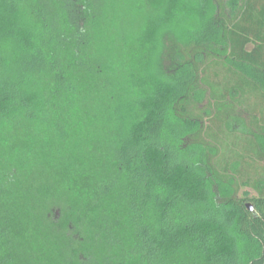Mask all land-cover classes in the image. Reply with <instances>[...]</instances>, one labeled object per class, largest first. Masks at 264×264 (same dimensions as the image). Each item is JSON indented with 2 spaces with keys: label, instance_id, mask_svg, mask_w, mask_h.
<instances>
[{
  "label": "trees",
  "instance_id": "trees-1",
  "mask_svg": "<svg viewBox=\"0 0 264 264\" xmlns=\"http://www.w3.org/2000/svg\"><path fill=\"white\" fill-rule=\"evenodd\" d=\"M209 91L264 162V0H0V264H264V186L214 187Z\"/></svg>",
  "mask_w": 264,
  "mask_h": 264
},
{
  "label": "rangeland",
  "instance_id": "rangeland-1",
  "mask_svg": "<svg viewBox=\"0 0 264 264\" xmlns=\"http://www.w3.org/2000/svg\"><path fill=\"white\" fill-rule=\"evenodd\" d=\"M217 2L220 11L234 15L240 10L242 0H217ZM169 44L170 41L165 37L164 46L159 57L160 63L162 65L166 64V66L169 64L167 55ZM212 69L218 75L220 73L224 77L227 75V70L224 68ZM237 99L229 97L226 99V102H229L227 105L231 106L232 111L230 113H232V116L226 113L228 109L220 112V106L219 104L217 106V102L210 91L206 94L204 101L199 104V108L203 110L207 108L210 117H215L213 121L208 117L205 119V125L208 124L211 127V135H213L212 140L207 138L209 148L206 151L214 154L216 158V176L218 180H221L218 185L214 186L218 193L222 191V188L236 189L239 187L238 194L240 195H257V188L264 186V162L259 158L258 134L255 136V133H247L245 129L250 127L258 133L262 132L263 127L260 126L258 131L256 127L252 126L250 111ZM260 103V101H257L255 106L261 108ZM227 125L230 127L227 128ZM196 138V134L187 136L184 138L182 146L197 145ZM215 181L217 182V180Z\"/></svg>",
  "mask_w": 264,
  "mask_h": 264
},
{
  "label": "water",
  "instance_id": "water-1",
  "mask_svg": "<svg viewBox=\"0 0 264 264\" xmlns=\"http://www.w3.org/2000/svg\"><path fill=\"white\" fill-rule=\"evenodd\" d=\"M247 205H248L249 209L253 210V206L251 203H248Z\"/></svg>",
  "mask_w": 264,
  "mask_h": 264
},
{
  "label": "crops",
  "instance_id": "crops-1",
  "mask_svg": "<svg viewBox=\"0 0 264 264\" xmlns=\"http://www.w3.org/2000/svg\"><path fill=\"white\" fill-rule=\"evenodd\" d=\"M256 129H257V127H256Z\"/></svg>",
  "mask_w": 264,
  "mask_h": 264
}]
</instances>
